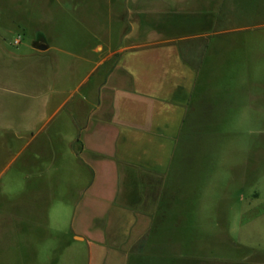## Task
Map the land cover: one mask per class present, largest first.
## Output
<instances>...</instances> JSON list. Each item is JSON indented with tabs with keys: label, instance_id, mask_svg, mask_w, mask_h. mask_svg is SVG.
Here are the masks:
<instances>
[{
	"label": "rangeland",
	"instance_id": "obj_1",
	"mask_svg": "<svg viewBox=\"0 0 264 264\" xmlns=\"http://www.w3.org/2000/svg\"><path fill=\"white\" fill-rule=\"evenodd\" d=\"M161 13L185 22L171 34L187 56L204 46L190 57L202 123L156 210L96 218L94 175L73 149L83 97L95 101L115 60L98 63L149 39ZM131 194L149 196L143 183ZM99 232L128 264H264V0H0V264H96L100 245L75 235Z\"/></svg>",
	"mask_w": 264,
	"mask_h": 264
},
{
	"label": "crops",
	"instance_id": "obj_2",
	"mask_svg": "<svg viewBox=\"0 0 264 264\" xmlns=\"http://www.w3.org/2000/svg\"><path fill=\"white\" fill-rule=\"evenodd\" d=\"M165 15L158 14L161 19L157 24L146 22L154 33L149 39L107 54L98 65L113 60L115 63L98 85L95 101L83 97L90 108L86 118L78 122V145L73 149L79 151L80 159H84L94 175L85 193L92 192L88 208L103 209L97 211L96 218H111L114 208L126 205L133 207L132 212L140 221L146 217V211L156 210L178 144L184 142L185 136L197 133L202 123L196 104L200 68L191 63L190 57L200 62L204 46H194L198 52L193 49L187 56L180 46L186 38L171 34L173 29H182L185 22L176 17L164 21ZM135 19L140 21L137 14ZM202 22L205 19L200 18L199 23ZM147 24H140L141 31L140 26L133 27L130 34L138 31L140 35ZM42 45L37 43L34 48L44 52L48 47ZM140 183L148 192L146 201L138 197L129 200ZM95 193H99L101 201L95 200ZM88 239L100 245L91 249V258L98 260L96 264H128L117 236L102 232L75 235L76 241Z\"/></svg>",
	"mask_w": 264,
	"mask_h": 264
},
{
	"label": "water",
	"instance_id": "obj_3",
	"mask_svg": "<svg viewBox=\"0 0 264 264\" xmlns=\"http://www.w3.org/2000/svg\"><path fill=\"white\" fill-rule=\"evenodd\" d=\"M43 48V47H42ZM45 48V47H44Z\"/></svg>",
	"mask_w": 264,
	"mask_h": 264
}]
</instances>
